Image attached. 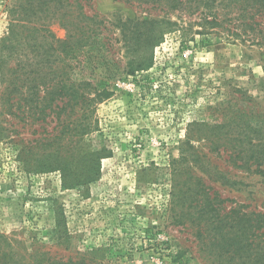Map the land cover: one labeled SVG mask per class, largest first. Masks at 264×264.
<instances>
[{
	"label": "rangeland",
	"instance_id": "374dc122",
	"mask_svg": "<svg viewBox=\"0 0 264 264\" xmlns=\"http://www.w3.org/2000/svg\"><path fill=\"white\" fill-rule=\"evenodd\" d=\"M22 2L0 0V127L19 148L62 129L53 131L57 116L37 120V112L29 114L31 105L20 93L11 95L12 108L6 103L8 70L20 60L36 61L21 45L16 26ZM81 2L104 24L96 51L81 57L74 76L114 92L96 108L98 128L87 137V152L107 147L110 157L97 165L91 155L92 181L64 188L58 172L26 173L14 142L0 139V234L27 258L43 248L64 260L89 254L104 264H178V253L184 254L182 264H213L200 251L190 223H173L172 160L191 134L192 144L207 154L209 170L203 174L194 167V173L210 192H217L228 209L244 205L264 212V164L262 173L255 166L248 171L240 166L254 162L251 152L241 157L231 152L238 132L249 136L246 151L258 150L248 143L258 145V132L264 133V46L231 37L241 30L229 21L210 28L212 41L204 45L194 34L200 29L198 14H172L125 0ZM119 17L168 18L179 27L150 52V67L132 75L120 32L112 25ZM49 28L56 40L66 38L59 23ZM35 40L41 38L36 34ZM91 56L99 61L90 68ZM64 230L67 235H61Z\"/></svg>",
	"mask_w": 264,
	"mask_h": 264
},
{
	"label": "trees",
	"instance_id": "16d2710c",
	"mask_svg": "<svg viewBox=\"0 0 264 264\" xmlns=\"http://www.w3.org/2000/svg\"><path fill=\"white\" fill-rule=\"evenodd\" d=\"M125 1L151 5L154 9L172 14H198L197 26L200 29L194 34L202 36L204 45L212 41L209 38L210 28L224 27V21H229L241 30L238 32L235 29L233 33L227 29L233 33L231 37L264 46V0ZM18 13L16 26L21 32V45L30 49L36 61L32 58L20 60L17 66L8 70L10 77L6 80V90L9 97L6 103L12 108L11 95L20 93L24 95L22 98L26 104L31 105L29 114L37 112V120L41 115L57 116L53 131L62 129L52 137L48 134L50 138L41 137L44 141L28 142L22 148L11 139L7 128L0 127V139L14 142L16 157L26 173L58 172L64 188L87 184L92 181L89 175L91 169L87 167L92 160L89 157L95 156L92 161H96L97 165L102 159L110 157L107 147L93 154L87 152V137L98 128V121L93 118L98 104L110 99L114 92L108 85L95 84L91 80L79 81L74 74L82 62L81 57L96 51L104 20H99L97 15H88L81 0H23ZM55 22L66 30L64 40H56L50 31V24ZM112 25L120 32L128 58V74L132 75L150 67V52L161 44L166 34L179 27L171 19L154 17H119ZM36 34L41 40H35ZM87 60L91 68L99 58L91 56ZM58 102H63V106H59ZM9 112L12 114L11 110ZM61 115L65 117L63 121ZM263 136V132H258L259 144L248 143L258 150L248 151L243 147L249 138L247 133L238 132L234 137L237 143L232 148V156H246L251 152L250 157L255 159L253 163L246 160L241 168L251 171L255 166L256 172H263ZM192 138L190 134L179 148V158L172 160L175 176L170 200L171 210L174 211L173 223H190L200 251L211 256L213 264H264V212L248 210L244 205L228 209L226 201L217 192H210L205 179L194 173V167L203 174L209 170L207 154L192 144ZM217 150L220 151V148L217 147ZM65 234L66 230L61 233ZM183 256V253L176 254L174 262L182 264ZM0 264H104V261L89 254L70 256L64 260L43 248H37L27 258L10 245L5 235L0 234Z\"/></svg>",
	"mask_w": 264,
	"mask_h": 264
}]
</instances>
